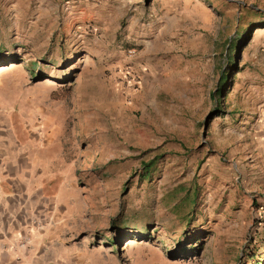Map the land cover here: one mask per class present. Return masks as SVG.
Masks as SVG:
<instances>
[{
  "label": "rangeland",
  "instance_id": "rangeland-1",
  "mask_svg": "<svg viewBox=\"0 0 264 264\" xmlns=\"http://www.w3.org/2000/svg\"><path fill=\"white\" fill-rule=\"evenodd\" d=\"M0 116L109 262L264 264V0H0Z\"/></svg>",
  "mask_w": 264,
  "mask_h": 264
},
{
  "label": "crops",
  "instance_id": "crops-1",
  "mask_svg": "<svg viewBox=\"0 0 264 264\" xmlns=\"http://www.w3.org/2000/svg\"><path fill=\"white\" fill-rule=\"evenodd\" d=\"M19 137L0 116V264H114L75 240L64 182L56 192L39 144Z\"/></svg>",
  "mask_w": 264,
  "mask_h": 264
},
{
  "label": "trees",
  "instance_id": "trees-1",
  "mask_svg": "<svg viewBox=\"0 0 264 264\" xmlns=\"http://www.w3.org/2000/svg\"><path fill=\"white\" fill-rule=\"evenodd\" d=\"M227 61L228 62H231L230 60H228L227 59ZM225 78H226V75H224V74H222L221 73V76L219 77V80H218V82H217V85H223V84H225ZM142 166H143V178L145 177H148V175H149V168H150V164L149 163H143L142 164Z\"/></svg>",
  "mask_w": 264,
  "mask_h": 264
}]
</instances>
